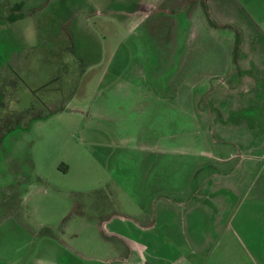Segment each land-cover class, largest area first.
<instances>
[{
  "label": "rangeland",
  "instance_id": "1",
  "mask_svg": "<svg viewBox=\"0 0 264 264\" xmlns=\"http://www.w3.org/2000/svg\"><path fill=\"white\" fill-rule=\"evenodd\" d=\"M182 1L192 11V0H0V134L18 119L26 121L7 133L0 150V264H105L120 244L105 238L100 219L125 201L111 192L109 173L138 198L139 134L171 136L174 143L199 140L195 119L177 103L173 112L161 113L172 118L165 129L151 115L155 106L137 112L124 99L127 89L201 97L207 92L192 90L189 71L175 73L176 57L165 67L147 57L159 61L165 55L158 48L167 42L161 39H167L171 21V44L177 47V34L183 39L189 29L190 44L197 27L178 23ZM63 3L69 10L58 11L66 13L58 19L55 11ZM166 23L163 36L155 31L152 37ZM219 38L235 63L238 46ZM186 117L193 123L187 125ZM148 124L155 131L145 130ZM226 132L235 140L240 135ZM91 136L128 139L118 169L104 164L105 148L88 143Z\"/></svg>",
  "mask_w": 264,
  "mask_h": 264
},
{
  "label": "crops",
  "instance_id": "2",
  "mask_svg": "<svg viewBox=\"0 0 264 264\" xmlns=\"http://www.w3.org/2000/svg\"><path fill=\"white\" fill-rule=\"evenodd\" d=\"M185 3L179 2L178 23L197 27L190 44L185 40L190 29L183 39L177 34V47L170 31L171 40L157 47L165 57H147L164 67L176 57L175 73L189 71L192 90L199 86L207 92L201 97L127 89L124 99L137 112L155 106L151 115L165 129L172 118H160L161 113L173 112L177 103L195 119L199 140L174 143L171 136L139 134L138 198L109 173L111 192L125 201H117L124 212L100 219L105 238L120 244L105 264H264V0H192V11ZM68 4H58V19ZM64 22L71 24L69 18ZM217 35L238 46L235 63ZM157 85L160 90L162 83ZM190 118L187 125L193 123ZM152 124L145 130L153 131ZM232 129L239 131L236 140L226 132ZM88 141L103 145L104 164L118 169L126 137L91 136ZM208 167L214 168L209 174Z\"/></svg>",
  "mask_w": 264,
  "mask_h": 264
},
{
  "label": "trees",
  "instance_id": "3",
  "mask_svg": "<svg viewBox=\"0 0 264 264\" xmlns=\"http://www.w3.org/2000/svg\"><path fill=\"white\" fill-rule=\"evenodd\" d=\"M176 13V12H175ZM160 14V16H161V13L159 12V13H157L156 15H155V17H158V15ZM152 18V14L150 15V17L147 19V21H146V24H149V23H151V19ZM169 19L171 20L172 18H170L169 17ZM170 22V21H169ZM165 25H167V23L166 24H162L160 27H159V30L157 29L156 30V28L152 31L153 33H151V35H152V37H153V35H154V33H155V31H158V32H160V34L163 36V30L161 31L160 29L163 27V26H165ZM170 29H169V31H168V35H167V33L165 34L166 36H167V39L168 40H171V36L169 35V33H170V31H172V27H173V23H172V21L170 22ZM151 28H154V27H151ZM150 35V36H151ZM167 39H164V38H162L161 39V41L163 42V41H167ZM163 43H165V42H163ZM28 112V115H29V118L28 119H31L30 117H34L32 114H31V112L28 110L27 111ZM28 119H26V120H28ZM18 121H22L21 119H18ZM26 122V121H25ZM16 123H18V122H16ZM22 123H24L23 121H22ZM21 125V124H20ZM20 125H18V126H20ZM7 129H9V128H7ZM7 129H2V131L1 132H4V131H6ZM0 135H2V134H0ZM81 197H82V195H81ZM83 198V197H82Z\"/></svg>",
  "mask_w": 264,
  "mask_h": 264
},
{
  "label": "flooded vegetation",
  "instance_id": "4",
  "mask_svg": "<svg viewBox=\"0 0 264 264\" xmlns=\"http://www.w3.org/2000/svg\"><path fill=\"white\" fill-rule=\"evenodd\" d=\"M1 92V91H0ZM18 122V125H20V126H16V125H14V126H9V129H7L6 131H4V132H2V135H0V150H2L3 149V146H4V140H5V138H6V136L8 135L7 133H10V132H12V130L16 127H18V128H20V129H23V125H25L26 124V122L25 123H22V121H17ZM15 128V129H16ZM12 129V130H11Z\"/></svg>",
  "mask_w": 264,
  "mask_h": 264
}]
</instances>
